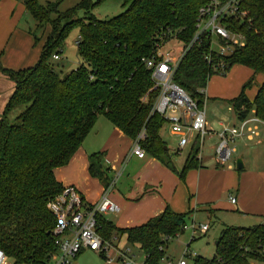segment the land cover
I'll list each match as a JSON object with an SVG mask.
<instances>
[{
	"label": "trees",
	"instance_id": "obj_1",
	"mask_svg": "<svg viewBox=\"0 0 264 264\" xmlns=\"http://www.w3.org/2000/svg\"><path fill=\"white\" fill-rule=\"evenodd\" d=\"M100 1L93 5L82 0L60 14L59 3L41 6L36 0H23L36 24H48L50 29L34 66L18 71L0 67L14 84L0 116V251L8 264H49L57 250V237L47 204L63 190L53 173L69 163L100 116L131 142L143 131L140 147L145 155L165 165L182 182L189 171L201 168L195 148L182 169H175L160 137L163 120L150 114L157 92L141 60L163 39H178L186 47L195 33L198 11L208 0H122L123 13L97 20L89 10ZM238 7L244 16L227 22V27L243 36L244 45L220 58L210 51V39L201 37L176 69L174 83L199 103L209 79L223 76L234 66L264 76V0H239ZM79 11H85L83 19H73ZM52 15L56 18L51 19ZM73 27L79 29L76 47L81 65L64 75L54 70L51 59L61 53ZM207 55L210 63L205 61ZM220 60L223 74L212 69ZM252 84L253 79L229 101L238 122L251 112L264 120V80L253 101L245 94ZM13 113L16 116L10 121ZM102 158L100 153L89 156V174L106 188L111 177L101 165ZM188 216L166 206L159 216L128 229H118L98 217V233L103 241L124 236L127 244L138 245L143 264H161L167 242L182 233ZM218 238L212 259L197 256L190 264H264V223L227 226ZM100 257L107 259L104 254Z\"/></svg>",
	"mask_w": 264,
	"mask_h": 264
},
{
	"label": "crops",
	"instance_id": "obj_2",
	"mask_svg": "<svg viewBox=\"0 0 264 264\" xmlns=\"http://www.w3.org/2000/svg\"><path fill=\"white\" fill-rule=\"evenodd\" d=\"M21 2L23 0H0V67L6 70L18 71L34 66L38 61L42 45L44 44L43 38H41L40 43L35 44L34 38L36 39V37L33 31H31V28L24 26L22 21L25 15L29 13L26 12L24 4L22 5ZM232 70L223 76V84L225 82L227 86L224 84L223 89L219 90L218 94L212 95V98H210L206 95L207 87L204 91V98L207 100H217L212 104V108L216 114L220 109L219 102L230 101L236 98L241 88L251 79H253V83L255 84H253L251 89L246 90L245 94L248 99L253 101L254 95L264 80L263 75L254 74L250 69L243 66H234V70ZM63 71L64 68L61 65L60 72L62 74L66 73ZM13 88V82L2 75L0 71V116L14 91ZM230 109L228 108L229 111L233 112L232 105ZM101 117L97 118L98 120L93 129L72 155L69 163L64 167L55 169L53 173L55 181L61 183L63 189L73 188L87 206L97 203L102 196L104 188L99 180L91 177L89 174L88 158L91 154L100 153L103 154L101 165L107 170L109 177L117 176V183L110 192L109 199L118 210L117 212L103 213L100 218L111 222L118 229L141 226L150 221V219L162 214L166 206L176 214L189 213L188 219L192 218L199 208L210 216L214 215L216 208H214L212 203L224 195L227 186H231V180L235 178L232 173L233 166L229 165L228 168L220 167L214 160V163L210 165L208 164L209 162L204 163L200 157L203 145L199 149L195 145L190 144L184 148H188L189 151L178 168L173 160V156L179 153V148L174 155L168 148L171 161L178 172L182 169L188 154L193 149H198L201 168L189 171L185 176V181L182 182L165 165L163 166L150 156H145L144 159H138L134 156L127 159L131 150V140L115 128L107 118ZM235 120H237L236 115ZM235 124H238V120ZM235 124L232 125L235 126ZM215 125L219 128V131H215L207 123V129L211 131L208 139H216L215 144H217V134L225 124L224 121L219 120ZM163 127L161 131L164 130ZM263 129L264 127H260L258 136L254 138L240 140L245 146L241 148L242 155L243 151L249 150L247 149L248 144L254 143L256 138L264 135V131L261 133ZM166 130L168 129L166 128ZM170 135L176 139L177 145L178 138L171 133ZM160 137L165 142L162 132L160 133ZM255 143L259 144V140ZM214 150V147L211 148L212 154H214ZM239 151L240 147L237 144L235 155ZM242 155L237 159L243 162V170L245 168V171L241 169L243 173L241 174L239 184L236 186L237 198H233L235 203L231 204L230 202V205L237 207L236 212L240 211L239 217L241 219L247 217L254 220L258 222L257 226L264 223V172L260 169L255 170L247 166V161ZM237 159L234 160L235 167ZM241 171L237 170L238 173H241ZM246 183H252L255 186L254 192L249 196H247L245 191ZM117 186L120 187V190L117 189ZM247 191L249 190L247 189ZM230 198L231 196L229 195V200ZM197 207L199 208L197 209ZM211 211L213 213L210 214ZM107 213L113 214L114 217L109 218ZM207 226L209 227V225ZM225 227L223 225V229ZM113 239L116 240L115 237ZM117 239H119L117 241L120 245V240H125V237L120 236ZM117 249L120 250L121 247L118 246ZM85 252L83 251L80 254ZM105 257L107 258L105 260L101 257L105 261V264H114L117 261L116 254H113L114 259L111 260H109L107 255Z\"/></svg>",
	"mask_w": 264,
	"mask_h": 264
},
{
	"label": "built area",
	"instance_id": "obj_3",
	"mask_svg": "<svg viewBox=\"0 0 264 264\" xmlns=\"http://www.w3.org/2000/svg\"><path fill=\"white\" fill-rule=\"evenodd\" d=\"M238 6L239 0H208L205 6L198 11L195 33L190 43L180 53L175 54L171 50H162L166 41L163 39L149 57L141 60L144 69L150 72L152 88L157 92L150 114L160 117L168 131L178 138L179 151L190 144L201 149L205 138L210 135L211 131L207 129L205 98L202 103H199L176 85L174 83L176 69L184 54L193 45L199 43L201 37L210 39V51L220 58L229 56L234 48L244 45L243 36L238 32H232L227 27V22L238 16H244ZM52 59L59 60L58 55H53ZM205 61L210 63L211 57L207 55ZM212 69L218 74L225 72L221 60ZM200 93L204 95V91ZM260 127H264V120L253 112L235 126H222L217 134L218 142L213 154L216 164L220 167L229 165L232 156L237 151L238 142L258 136ZM144 136L145 133L142 131L132 141L127 159L133 156L138 159L145 158V152L140 147V141L144 139ZM116 183L117 176H114L109 185L103 189L100 200L93 205H85L81 196L73 188L63 189L56 198L48 202L47 209L54 217V234L57 237L54 242L57 250L51 256L49 264H71L74 258L83 251L106 255L108 247H111L107 241L102 240L98 233L97 218L103 213L118 211L109 199V194ZM230 202L234 204L235 200L230 198ZM208 228L207 225L197 227L193 224L191 230L198 229L200 233L205 234ZM115 253L117 261L121 264H143V262L135 261V256L128 247L121 248ZM185 255L193 257L186 251L176 264H190ZM0 264H6L1 251Z\"/></svg>",
	"mask_w": 264,
	"mask_h": 264
},
{
	"label": "rangeland",
	"instance_id": "obj_4",
	"mask_svg": "<svg viewBox=\"0 0 264 264\" xmlns=\"http://www.w3.org/2000/svg\"><path fill=\"white\" fill-rule=\"evenodd\" d=\"M22 1V0H18ZM37 3L41 6L51 4V3H59L57 7V12L60 14H66L67 11L71 10L72 8L78 6L82 0H36ZM98 0H89L90 4H96ZM23 5L24 3L21 2ZM90 13L98 20H109L112 19L114 16H117L121 13H123L125 10L122 8V0H102L100 1L95 7H92L90 10ZM85 14V11H79L74 16L73 19H83ZM56 18V15H52L51 19ZM23 24L26 28H31V31H33L34 36L36 37L37 43H40L41 38L45 39L46 33L49 32V25L43 24L41 27L36 24L34 19L30 16V14H26L23 19ZM79 38V29L77 27H73L69 33L66 39L63 41V46L61 49V53L58 55L59 60L51 59L52 66L54 70L59 71L61 70V65H63L64 73L67 74L71 70H75L81 65V61L78 58L77 55V39ZM162 46V50H171L175 54L180 53L185 46L182 47L180 41L178 39L168 38L165 39ZM234 70V67H232ZM231 68V70H232ZM232 70V71H233ZM228 72H226L223 76H225ZM231 74V73H230ZM229 74V75H230ZM62 75V74H61ZM63 76V75H62ZM223 76L214 75L212 76L209 81L207 82V96L212 98V95L218 94L219 90L223 89ZM248 82V81H247ZM246 82V83H247ZM245 83V84H246ZM255 84V83H253ZM253 84L247 88L251 89L253 87ZM227 86V85H226ZM242 90V88H241ZM240 90V91H241ZM206 119L207 123L211 128H213L215 131H219V128L215 125L219 120L224 121V124L227 126H233L232 124L237 123V120H235V115L232 111H229L231 104L229 101H220L219 106L220 109L217 111V114L214 112L212 108V104L216 102L217 100L214 99H206ZM231 110V109H230ZM16 113H13L8 117L10 121L14 119ZM214 114V115H212ZM101 117V116H100ZM103 118V117H101ZM100 118V119H101ZM99 119V117H98ZM236 125V124H235ZM167 126L165 125L163 127L164 130H162V136L164 137V140L166 142L167 147L170 149V151L174 153L177 151L178 147L176 145V139L170 135L169 131L166 130ZM264 131V129L261 131V133ZM259 140V144L255 143ZM216 139H208V137L205 138L204 144H203V150L201 153V158L204 163L209 162L208 164L214 163L213 154L211 151V148L216 147ZM240 147V151L237 155L232 156L231 162L229 165L233 166V176L234 179L231 180V186H227V189L224 191V195H222L220 198L216 199L212 205H214V208H216V211H214V215H209L207 212L200 210L199 207H197V211L194 213L193 217L186 221V229L182 231L179 236L169 239V241L166 244L165 247V258L161 262V264H176L178 260L183 257V253L187 251V254L192 255L193 257H189L188 255H185L187 257V260L189 262L192 261V258L194 256H201L205 259H212V257L215 255V243L218 241V235L220 231L226 226L231 227H251L256 226L258 222H255L254 220H251L247 217L241 219L239 217L240 211L237 213V207L230 205L229 195L231 198H237V192H236V186L240 182L241 174L243 171H245V168L241 173L237 172L235 169V159L239 158L240 155H242L241 148L245 147L242 144V141L238 143ZM247 149L243 151V158L247 161V166L256 169H260L264 172V135H262L259 138H256L254 143L248 144ZM189 149L186 148L182 151H179V153L174 155V161L176 165L180 166L181 162L184 160L185 156L187 155ZM212 157V158H211ZM212 161V162H211ZM228 164L224 166V168H228ZM247 168V167H246ZM248 169V168H247ZM114 177V176H112ZM111 177V178H112ZM254 187L252 183H246L245 191L247 196L251 195V193L254 192ZM117 189L120 190V187L117 186ZM247 189L250 191H247ZM122 192V191H121ZM214 195V193H212ZM216 197V194H215ZM213 213V211L210 212V214ZM109 218H113L114 215L111 213H107ZM118 216V215H117ZM195 224V226H202V225H209V231L205 234L200 233V231L197 229L196 231L191 230L192 225ZM253 224V225H252ZM115 239L111 238L110 240H107L108 245H110L111 248L108 247V251L106 253L107 257H109V260L114 259L113 254H116L114 251H117L118 246H120L122 249L125 247H128L132 255L135 256V261L137 263H142L144 261V256L141 253L138 245L131 246L129 244H126L127 241L124 239H121V244H118L119 238L118 236L115 237ZM101 253H95L92 251H86L85 253L79 254L75 260H73L72 264H105V261L101 259L100 256ZM190 258V259H189ZM8 264V262L6 263ZM114 264H121L118 261H115ZM257 264V263H254ZM263 264V263H259Z\"/></svg>",
	"mask_w": 264,
	"mask_h": 264
},
{
	"label": "water",
	"instance_id": "obj_5",
	"mask_svg": "<svg viewBox=\"0 0 264 264\" xmlns=\"http://www.w3.org/2000/svg\"><path fill=\"white\" fill-rule=\"evenodd\" d=\"M236 170L241 171V169H243V162L239 159L236 160ZM217 244V242L215 243V245Z\"/></svg>",
	"mask_w": 264,
	"mask_h": 264
}]
</instances>
